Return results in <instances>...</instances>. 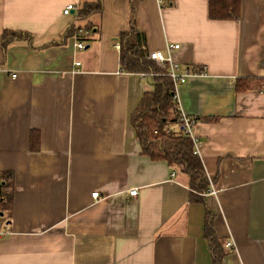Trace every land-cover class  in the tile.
I'll use <instances>...</instances> for the list:
<instances>
[{
    "label": "crops",
    "instance_id": "obj_1",
    "mask_svg": "<svg viewBox=\"0 0 264 264\" xmlns=\"http://www.w3.org/2000/svg\"><path fill=\"white\" fill-rule=\"evenodd\" d=\"M95 1L0 0V41L5 29L30 35L0 48V176H12L0 264H211L205 206L189 201L185 174L142 154L130 124L153 90L150 75L119 65L131 21L146 54L178 45L173 64L205 69L177 98L197 119L213 226L232 244L222 264H264V82L235 90L264 81V0H241L233 20H211L208 0H102L77 21ZM87 22L79 50L66 32Z\"/></svg>",
    "mask_w": 264,
    "mask_h": 264
},
{
    "label": "trees",
    "instance_id": "obj_2",
    "mask_svg": "<svg viewBox=\"0 0 264 264\" xmlns=\"http://www.w3.org/2000/svg\"><path fill=\"white\" fill-rule=\"evenodd\" d=\"M241 9V0H208V16L211 20L237 19ZM102 12V0L84 4L76 15L77 21H87L92 15ZM88 33L93 30L90 22L83 27L71 25L66 36L73 37L78 31ZM78 40L82 37L76 35ZM30 40L24 31L5 29L1 34L0 48L4 51L14 41ZM121 70L127 73L146 74L152 77L153 90L145 92L130 115V124L134 129L142 154L152 161H166L189 179V201L205 206L204 237L210 249L211 264H222L228 250L224 240L218 237L213 226L214 213L206 207L204 193L209 189L207 178L193 141L182 134L177 112L173 108V85L166 70L160 69L153 61L145 59L144 37L136 30L131 21L127 31L119 38ZM263 80L237 79L235 90L245 92L257 89ZM170 128L167 131V128ZM12 202V176L2 173L0 176V212L7 213Z\"/></svg>",
    "mask_w": 264,
    "mask_h": 264
},
{
    "label": "built area",
    "instance_id": "obj_3",
    "mask_svg": "<svg viewBox=\"0 0 264 264\" xmlns=\"http://www.w3.org/2000/svg\"><path fill=\"white\" fill-rule=\"evenodd\" d=\"M75 11V7L73 5H67L63 9V14L64 15H69L71 12ZM78 36L82 35V31L79 30L78 33L76 34ZM76 35L73 36L76 38ZM77 39V38H76ZM118 46V45H117ZM178 45H172V44H166L164 46L163 51H151L148 52L145 56V59L148 61H153L157 67L160 69L166 70L168 77L171 79L172 85H173V108L177 112L178 116V121H179V126H175V129H180L182 134L189 137L193 143H194V148L197 150V145H196V139L193 136V128L194 125L197 122V119L194 117L187 116L185 113L182 112L179 100L177 98V90L179 86L185 83V80L188 76H197V75H202L205 73V69L201 68L200 70H192V69H179V67L176 64H173L171 62V59L169 58V53L172 49H178ZM77 48L79 50H82L85 48V43L82 42V40L77 39ZM75 65H79V63H76ZM144 75V74H143ZM11 76L14 77L15 74L11 73ZM170 128H167V131H169ZM196 153V151H195ZM175 176V172L173 171L171 173V177ZM216 191L212 186L207 190L206 193H204V196H209V195H215ZM129 195L132 197H135L137 195V189H133L132 191L129 192ZM91 197L94 200H97L99 197V193L95 192L91 194ZM6 228V226H5ZM6 233L7 229L5 230ZM5 232L0 233V237L6 235ZM227 247H231L232 244L227 243Z\"/></svg>",
    "mask_w": 264,
    "mask_h": 264
},
{
    "label": "water",
    "instance_id": "obj_4",
    "mask_svg": "<svg viewBox=\"0 0 264 264\" xmlns=\"http://www.w3.org/2000/svg\"><path fill=\"white\" fill-rule=\"evenodd\" d=\"M3 214L0 212V217L2 216Z\"/></svg>",
    "mask_w": 264,
    "mask_h": 264
}]
</instances>
